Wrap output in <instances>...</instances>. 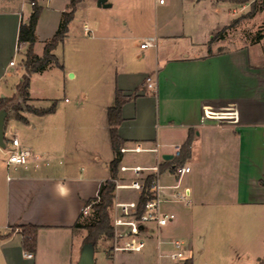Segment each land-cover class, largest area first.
<instances>
[{
	"label": "crops",
	"instance_id": "obj_1",
	"mask_svg": "<svg viewBox=\"0 0 264 264\" xmlns=\"http://www.w3.org/2000/svg\"><path fill=\"white\" fill-rule=\"evenodd\" d=\"M36 1L42 12L34 51L43 55L73 0ZM106 3L77 0L67 36L54 50L63 67L54 64L31 76L32 104L49 107L57 99L56 110L44 115L24 111L27 122L10 117L5 123L7 147L0 150H16L12 139L17 137L19 148L30 150L31 157L24 165L2 160L7 181L3 192L0 186V236L9 235L0 237V264L79 263L87 229L74 225L111 175L115 152L108 110L115 104L117 89L137 94L123 106L119 133L124 142L119 145L161 144L160 154L139 152L143 161L127 163L125 153L120 163L153 166L160 161L161 183L166 186L162 207L177 215L162 229V238H186L192 244L198 237L203 251L193 264H260L264 38L210 51L218 40L211 42L214 35L250 11L251 3L191 0L190 5H200L207 18L197 32L192 26L178 31L172 7H164L167 0ZM32 10L31 0H0V98L16 94L25 73L27 45L18 46V34ZM259 16L262 26L264 11ZM147 40L156 46L141 47ZM16 55H21L18 62ZM65 73H71L73 87ZM148 77L155 89L149 88ZM60 90H69L71 97L58 95ZM189 138L190 150L179 161L175 146ZM178 164L191 166V171L180 176L175 171ZM185 188L190 190L188 203L169 199ZM23 224L39 226L32 257L23 249L20 228L13 229ZM149 240L155 255L146 264H156L157 237Z\"/></svg>",
	"mask_w": 264,
	"mask_h": 264
},
{
	"label": "trees",
	"instance_id": "obj_2",
	"mask_svg": "<svg viewBox=\"0 0 264 264\" xmlns=\"http://www.w3.org/2000/svg\"><path fill=\"white\" fill-rule=\"evenodd\" d=\"M31 1L33 4L32 13L27 22H21L18 34V46L20 47L24 44L27 45L25 60L23 62L25 73L23 74L21 81L17 85L16 94H14L13 96L0 98V109H5L8 113L11 110L12 117L22 122H27V118L23 114L24 111L44 115L47 113H52L56 110V101H53L49 107L42 108H38L29 102L32 100L30 95L31 76L33 73L42 72L54 64L60 66L61 68L63 67L59 62L58 57L54 53V50L60 43L65 40L69 30L70 22L74 18L77 4V0H73L71 2L70 8L67 11L63 12L62 19L59 23L57 31L55 32L54 36L46 42L43 55H38L34 51V45L36 42V27L42 12V7L36 0ZM220 1H230L240 4L250 2V11L241 16L242 18L254 17L258 11H264V0ZM241 17L234 19L231 24L224 27V29H228L238 24L241 20ZM261 30L263 32H258L255 36H253L252 43L257 42L260 38H264V22L261 26ZM223 37H225L223 32L219 31L216 35H214L211 42L215 41L217 38ZM136 95L137 94L125 95L122 90L117 89L115 104L108 110L110 134L115 157L110 163V178H108L101 184L97 197L90 201L95 213L94 220L86 224H82L80 220H78L74 225L75 227H84L87 229V235L85 237L84 244L93 243L94 245H96L102 237H113V226L111 224L109 215V207L113 202V199L115 198V179L119 176V165L123 158V153L119 149V144L124 142V139L120 136L119 133V126L124 119L122 113L124 104ZM17 98L22 100V103L24 104L19 102ZM191 143V138H189L187 142L182 146V155L180 157H177L179 161L186 156V154L190 150ZM150 197H152V194L148 190L141 197L140 206L143 207L145 202ZM17 227L21 230L23 249L27 252L35 253L37 250V233L39 226L33 224H23L13 226V229H16ZM7 235L9 234L1 235L0 237H6ZM187 264H193V258H190L187 261ZM260 264H264V256L262 257Z\"/></svg>",
	"mask_w": 264,
	"mask_h": 264
},
{
	"label": "built area",
	"instance_id": "obj_3",
	"mask_svg": "<svg viewBox=\"0 0 264 264\" xmlns=\"http://www.w3.org/2000/svg\"><path fill=\"white\" fill-rule=\"evenodd\" d=\"M165 0H159L164 3ZM86 32L89 27H85ZM156 46L154 40H147L141 47ZM14 62H12L13 64ZM148 86L155 89L156 84L148 77ZM12 144L17 147L10 151L7 159L8 164L24 165L29 162L31 152L28 149H20V140L17 137L12 139ZM161 144L157 143L153 148H145L141 144L135 146L120 145V151L125 154L128 152L154 151L160 154ZM182 155V145L175 146L174 156ZM177 174L184 175L191 171V166L176 165ZM128 173V177H123L120 173ZM160 161L153 166L140 165H119V176L115 179L116 189H133L135 195L130 200H117L112 217L113 240L111 246L112 264H140L130 261L133 253H141L145 250L148 240L156 236L158 246V262L156 264H187L192 257L186 242L181 238L164 239L161 236L162 229L173 222L177 215L174 211L164 210L162 203L165 200L163 190L165 185L161 183ZM172 187L178 188V185ZM149 188V189H148ZM150 191L152 197L148 198L143 207L140 206L141 197L146 191ZM170 200L188 203L190 190L188 188L176 190L170 194ZM92 207V203L84 206L83 212L87 213ZM29 257L33 253L28 252ZM120 256H123L122 259ZM133 262V263H132Z\"/></svg>",
	"mask_w": 264,
	"mask_h": 264
},
{
	"label": "rangeland",
	"instance_id": "obj_4",
	"mask_svg": "<svg viewBox=\"0 0 264 264\" xmlns=\"http://www.w3.org/2000/svg\"><path fill=\"white\" fill-rule=\"evenodd\" d=\"M191 0H167V4H165L164 7H168L171 6L172 7V16L173 18H175V22L178 25V31H186L183 30L185 28L187 29H191V26L194 27L193 31H198L196 30V28L198 27V25H201L203 18L206 16V13L204 10H202L200 8V5L194 3L193 6H191L190 4ZM202 6V5H201ZM250 9H251V5H250ZM249 12V11H248ZM247 12V13H248ZM246 13H242L240 16H238L237 18H240L241 16H243ZM253 18V19H252ZM207 22V18L205 17V21L203 23ZM223 32V34L226 35L225 40L220 41V39L218 38V40H216V42L214 43V45L212 47H210V51L212 50H216L217 52L224 50L225 48H229L231 47L236 41H242L243 43L248 44V42H251V39L253 38V36H255L258 32H263L261 30V18L259 16V11L256 13V15L254 17H241V20L239 21L238 24L228 28V29H224L221 28V30ZM250 31H253L255 33H249ZM241 43H237L235 46H241ZM234 46V47H235ZM255 49L259 50L260 49V45H256ZM21 55H16L14 60L16 62L19 61ZM12 71H14L12 69ZM66 74V73H65ZM66 77H68V82H74L72 81L73 79H71V73L66 74ZM70 77V78H69ZM16 79V76L15 78ZM71 87H73V83L71 84ZM70 88V87H69ZM58 95L63 96L64 97H71L69 90L65 93V91L60 90ZM59 96V97H60ZM18 99V98H17ZM19 102L22 103V100L18 99ZM53 101H57V99L52 100ZM31 104L32 102L29 101ZM24 104V103H22ZM12 117V111L10 110L8 115H7V119L6 122L8 121V119ZM7 141V139H6ZM7 147V146H6ZM5 147V148H6ZM10 146H8L9 148ZM10 152H8V149L0 150V160L2 163V160L8 159ZM143 155L139 154V153H135V152H128L126 153V157H127V163H131V162H141ZM0 163V164H1ZM2 166H0V186L2 187V192L4 191V187L6 185V181H7V176H6V167L3 165V163L1 164ZM135 191L133 189H116L115 190V198L113 199V202L111 203L110 207H109V215H110V219H111V224H112V217L114 214V207H115V203L118 200V197H121V199H130L133 195ZM95 218V213L93 208L91 207V209L89 210L88 213L84 214V217L82 218L81 222L82 224H86V223H90L94 220ZM183 238V237H182ZM185 241L187 242V244L190 246V254H191V258H194L195 262L197 260H199L201 252L203 251V249L201 248V246L197 243V239L198 237H195L192 241V244H190L189 240H187L186 238ZM199 239H201V237H199ZM114 240L113 238H107V237H102L97 244L95 245V261L96 264H112L111 262V246L113 245ZM151 240H148L147 246L145 248V250L141 253H133L131 255L130 261H135L134 263H140V264H146L148 262H152L153 258H154V252L155 249L152 248V244ZM133 263V262H132Z\"/></svg>",
	"mask_w": 264,
	"mask_h": 264
},
{
	"label": "water",
	"instance_id": "obj_5",
	"mask_svg": "<svg viewBox=\"0 0 264 264\" xmlns=\"http://www.w3.org/2000/svg\"><path fill=\"white\" fill-rule=\"evenodd\" d=\"M107 0H98V4L106 5ZM261 74L264 75V62ZM8 112L5 109H0V147L5 148L7 146L5 138V123ZM168 156H166L167 158ZM78 264H96L95 261V245L93 243L84 244L81 252V258Z\"/></svg>",
	"mask_w": 264,
	"mask_h": 264
}]
</instances>
